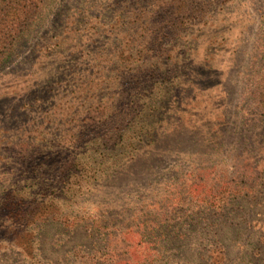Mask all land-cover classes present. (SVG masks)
I'll return each instance as SVG.
<instances>
[{"label":"rangeland","instance_id":"obj_1","mask_svg":"<svg viewBox=\"0 0 264 264\" xmlns=\"http://www.w3.org/2000/svg\"><path fill=\"white\" fill-rule=\"evenodd\" d=\"M183 1L174 7L189 12L171 24L160 1L46 0L0 55V205L9 192L56 200L43 208L48 220L0 222V264H103L89 261L106 240L90 218L175 207L176 191L202 178L215 192L230 182L231 206L175 207L157 264H264V184L245 179L264 173L252 99L264 76V0ZM168 71L181 84L156 110L153 86ZM119 137L135 140L127 165L72 188L59 179L73 157L117 158L109 139Z\"/></svg>","mask_w":264,"mask_h":264},{"label":"trees","instance_id":"obj_2","mask_svg":"<svg viewBox=\"0 0 264 264\" xmlns=\"http://www.w3.org/2000/svg\"><path fill=\"white\" fill-rule=\"evenodd\" d=\"M45 1L46 0H0V55L6 48L13 44V41L22 33L23 26H26L31 17L43 8ZM150 1L166 3L167 9H165L163 13L168 12L167 17L171 24H175L181 14L189 12V8H184L180 4L174 7L176 2L184 4L185 1L183 0ZM139 2L142 3V1ZM170 11H174V13L170 14ZM202 11L203 10H200V12ZM139 15L140 11L135 12L136 17ZM168 20L166 21L168 22ZM178 68L177 65L176 70H178ZM155 75L158 74H151L153 77H155ZM169 76L170 71L165 72V76H158V79L154 83L155 86H153V89L157 90L159 102L154 103L156 110L159 109L156 104H162L163 99L168 100V90H171L169 89L170 86H179L181 84L180 80H175V82L171 81ZM186 83L193 84V80H187ZM258 84V88L252 93V99L255 105L253 115L264 120V76ZM184 85L188 86L187 84ZM218 138H220V135L215 136L209 141L215 142ZM122 140L123 143H120ZM148 142L152 144L154 143V139L152 138ZM109 143L114 151L117 149L121 151L117 158L114 160L110 158L106 161H98L95 157H89L87 159H77L73 157L71 160H66L65 164L67 166L60 171L59 179L61 181L64 180V185H66L70 184L68 179L71 178L72 188L76 187L81 181H84L89 173L95 175L100 169H103V167H105L103 172L108 173L118 164L127 165L125 160L130 155V153H128V148L131 149L134 147L135 140H132V138L123 139L120 137L118 140L110 138ZM217 144L219 145V143ZM221 145L222 144H220V146ZM60 167L62 168V164H60ZM262 175L248 171V174L245 175V179L250 182L261 178L260 180L264 184V173H262ZM72 178L74 181H72ZM205 185L206 182L202 178L193 182L187 191H176L174 206L187 205L186 202L191 200L192 202H196L198 206H209V209H218L219 214H223L232 204L230 203L231 193L228 189L231 187L230 182L225 183V187L221 192H215V190L212 189L208 190ZM19 192H21V190L15 192V194L18 195L20 194ZM183 194H186V196H183ZM17 197L12 198L11 192L5 194L4 200L0 205V213L2 216V218L0 216V222L7 221L9 223L11 221L15 224L25 225L26 228L33 222L35 223L42 219L48 220L49 214L44 212L43 208L49 204L53 205L54 201H56L50 199L35 202L23 200V198L18 199ZM148 205L149 204H142L137 208L131 205L128 217L123 222H117L116 216H113L112 220L109 218L107 220L101 219L97 216L90 218L92 220L93 229L103 232L106 235V240L104 249L99 252V255L95 257L91 256L89 261L94 262V260H100L103 264H157V256L161 253L160 249L157 247V238L159 237L160 239L163 236L162 232L164 228L168 226V222L172 220V214L177 209L169 204V199L165 200V206L163 207L160 205H153V207L149 208ZM50 219L68 228L75 227L80 222L79 218L71 220L68 216H54ZM159 234L162 235L160 236ZM146 237L152 238L153 242L147 240Z\"/></svg>","mask_w":264,"mask_h":264}]
</instances>
